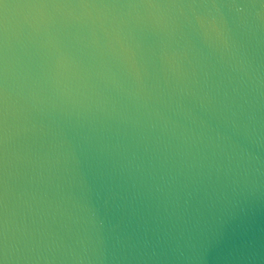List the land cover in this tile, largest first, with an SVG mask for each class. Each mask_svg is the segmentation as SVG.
<instances>
[{
	"label": "water",
	"instance_id": "1",
	"mask_svg": "<svg viewBox=\"0 0 264 264\" xmlns=\"http://www.w3.org/2000/svg\"><path fill=\"white\" fill-rule=\"evenodd\" d=\"M0 261L264 264V2L2 0Z\"/></svg>",
	"mask_w": 264,
	"mask_h": 264
},
{
	"label": "snow or ice",
	"instance_id": "2",
	"mask_svg": "<svg viewBox=\"0 0 264 264\" xmlns=\"http://www.w3.org/2000/svg\"><path fill=\"white\" fill-rule=\"evenodd\" d=\"M0 2H2V0H0ZM262 2H264V0H262ZM5 7H7V5H5ZM0 264H3V262L0 261Z\"/></svg>",
	"mask_w": 264,
	"mask_h": 264
}]
</instances>
